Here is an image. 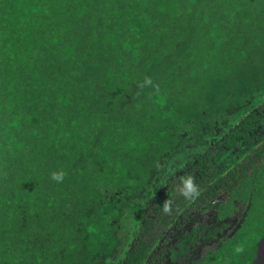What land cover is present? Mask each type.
I'll return each instance as SVG.
<instances>
[{
    "label": "trees",
    "instance_id": "trees-1",
    "mask_svg": "<svg viewBox=\"0 0 264 264\" xmlns=\"http://www.w3.org/2000/svg\"><path fill=\"white\" fill-rule=\"evenodd\" d=\"M263 128L264 0H0V264H146L165 234L130 251V225L153 229L187 152L211 171L161 224L224 192L237 230L189 264H238L264 236Z\"/></svg>",
    "mask_w": 264,
    "mask_h": 264
},
{
    "label": "rangeland",
    "instance_id": "rangeland-1",
    "mask_svg": "<svg viewBox=\"0 0 264 264\" xmlns=\"http://www.w3.org/2000/svg\"><path fill=\"white\" fill-rule=\"evenodd\" d=\"M261 134H263V133H261ZM256 135H259V134L256 133ZM247 144L248 143H246V142L242 143L243 147H242L241 151L245 150V148L247 147ZM214 148L219 149V147H216V146L212 147V149H214ZM192 155L193 154L189 153V152L184 153V154L180 155L178 158H176L172 163L169 164V166H168L169 168L167 169L166 175L163 178L164 184L159 186L158 189L156 191H154V193L151 195L150 204H148L147 210H146V217L148 216L149 219L153 218L156 222L155 226H153V229L148 228L149 230L142 227V230L140 231L139 236H138V234H137V236H132L130 251L134 250V248L139 243V241H138L139 239L143 240L145 242L149 241V239H152L153 244H155L156 238L160 237V234L163 231H165V229H166L165 232H166L168 238L170 236L175 238L173 233H175V232L177 233V231L179 232V228H177L175 223H173V225L170 228L167 227V225H169L171 223L170 219L167 220L166 224H161L162 218L165 219L167 214H168L167 208H169V206H170L169 203L172 202L174 199L178 198L180 195H182V193L184 192V190L186 189V187L190 183H193L197 187H199L200 182L204 181L205 179L206 180L208 179V173L211 171V169H210L208 171L203 172L202 168H201V164L199 163V160L197 158L195 159V161L193 163H190ZM234 156H235V154L232 152L227 154L228 158H231ZM222 161H223V159H221L219 162H217L216 165H220ZM172 185L175 187V190H176L174 193L170 191ZM222 195L225 196V193L222 192ZM157 209H161V210H159L160 213L158 215V218L155 219V213H156ZM196 212L197 211L194 208L193 210H190V212L186 214V217H190L192 215V213L195 214ZM242 215H243V212H241L240 214L238 213L237 217L239 216V218H240ZM213 217H214L213 215H210V213H208V216L203 215L201 219H202V222H205L209 218L208 221H206V224L209 225V224H212L211 222H214ZM130 226H131L130 231H133V232L135 230V226L137 228V225L134 223ZM207 228H209V227H207ZM207 228H206V230H207ZM236 228H237V225L233 224L231 222L223 223L222 225L218 224V223L213 224L209 228V232H207L206 236H203V237L200 236L199 237L198 243H199V245H202V246L207 244L208 242L211 243L212 240H215L219 237L227 236L228 232L230 230L233 232L236 230ZM219 234H221V235H219ZM229 235H230V233H229ZM166 247H167L166 244L161 243V241H158V244L156 245V247L152 251L151 258H149L147 260L146 264H158L159 258L164 253L163 249ZM153 258H154V260H151ZM118 264H121V263H118Z\"/></svg>",
    "mask_w": 264,
    "mask_h": 264
},
{
    "label": "flooded vegetation",
    "instance_id": "flooded-vegetation-1",
    "mask_svg": "<svg viewBox=\"0 0 264 264\" xmlns=\"http://www.w3.org/2000/svg\"><path fill=\"white\" fill-rule=\"evenodd\" d=\"M224 196L221 194L220 196H218V198H216V200H212L213 202L211 204H213L215 202V205L213 206H208V207H205L203 209H198V208H195V210L197 211L195 214L192 213V215L190 217H187V218H190V221L189 222H186V224L184 226L180 225V224H176V226H182L180 229H179V232L177 231V233H173L174 237H167V234H166V230L163 231L162 233L165 234V236L160 240L161 243H164L166 244V248L163 249L164 253L161 255V257L159 258V260L161 261L160 264H178V262H172L171 260H169V256H168V253L171 249L172 246H175L176 244H178L182 238V235L183 233H185V231L187 233H191L193 231L194 228H197L198 229V232L196 233V243L197 244H194L192 247H191V250L188 251L187 254H185V256L187 255V258L183 261V263L181 264H189L193 259H196L197 257H200V255H202V251H204L205 248H208L210 246H216L218 245L219 241L221 239H224L225 237H229V233L231 235L232 231L230 230L228 232V235L227 236H223V237H219L215 240H212L211 243H207L205 245H199L198 243V239L200 236H206L207 232H209V228L213 225V224H223V223H233V224H236L238 226V219H239V216L237 217V214L238 213H235V215L233 217H230V218H227L228 216H223L221 218V220H218V214L216 213L217 210H215L217 207L216 204L220 202V200H223ZM215 206V207H214ZM210 207V208H209ZM207 213V214H206ZM208 213H210V215H213L214 217V222H211L212 224H209L207 225L206 224V221H208V219L205 221V222H202V216L203 215H207L208 216ZM181 217V215L179 216ZM183 223V221L181 222V224ZM209 227V228H207ZM207 228V230H206ZM204 229V230H203ZM178 230V229H177ZM237 230V228H236ZM184 231V232H183ZM234 232V231H233ZM162 233L160 234V236L162 235ZM138 236L140 235V229L138 230V227L136 228L135 226V230L134 232L132 231L131 232V239H132V236ZM170 235V234H169ZM221 235V234H219ZM120 263V262H118Z\"/></svg>",
    "mask_w": 264,
    "mask_h": 264
},
{
    "label": "water",
    "instance_id": "water-1",
    "mask_svg": "<svg viewBox=\"0 0 264 264\" xmlns=\"http://www.w3.org/2000/svg\"><path fill=\"white\" fill-rule=\"evenodd\" d=\"M238 264H264V236L241 257Z\"/></svg>",
    "mask_w": 264,
    "mask_h": 264
}]
</instances>
